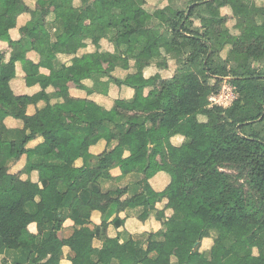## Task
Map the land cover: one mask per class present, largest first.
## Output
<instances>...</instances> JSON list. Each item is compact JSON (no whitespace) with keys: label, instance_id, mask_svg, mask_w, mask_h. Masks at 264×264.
I'll return each instance as SVG.
<instances>
[{"label":"trees","instance_id":"1","mask_svg":"<svg viewBox=\"0 0 264 264\" xmlns=\"http://www.w3.org/2000/svg\"><path fill=\"white\" fill-rule=\"evenodd\" d=\"M10 4L29 16L27 40L38 26H46V49L73 58L69 66L35 65L17 56L21 40L8 43L12 56L7 64L0 56V255L12 253L11 264H59L62 245L56 234L68 214L76 227L72 264H187L186 258L174 257L172 234L184 231L188 220L201 226L197 236L186 238L188 255L199 254L200 242L212 237L208 253L199 254L209 264H242L243 258L245 264H264V0H167L155 8L148 0H36L33 11L24 0H0V25L11 29ZM51 7L62 8L74 28H65L60 20L46 24ZM220 7L230 17L221 16ZM85 19L93 22L90 28L83 26ZM93 36L107 41L112 51L97 46L77 57ZM103 60L114 62L125 75L107 73ZM16 61L28 87L43 78L38 69L44 66L62 90L71 80H89L91 88L82 85L87 95H107L111 86L132 95L115 99L109 109L98 106L91 120L83 114L87 100L50 106L35 112L38 124L28 133L11 131L5 119L42 97L14 96L9 83ZM153 66L171 69L172 77L155 74L147 80L146 71ZM74 69L83 71L80 78L70 76ZM223 80L234 87L237 107L210 105L209 97L220 91ZM147 87L152 89L144 95ZM37 135L63 139L72 164L57 162L44 144L27 150ZM175 137L183 139L180 145L172 143ZM101 141L103 152L84 156L85 164L73 167L84 142ZM153 154L167 162L168 184L160 193L149 185L155 176ZM23 155L24 172L37 171L38 183L9 172ZM127 163L132 176L120 187L121 178L109 172ZM53 178L58 187L50 194ZM106 181L112 184L104 192ZM24 192L31 194L29 202L22 200ZM43 198L52 200L53 210L39 207ZM156 203H164V209L157 210ZM126 208H141V221L154 212L160 229L129 236L113 250L107 249L106 240L95 251L92 240L107 228V209L111 215ZM94 211L103 218L91 230ZM165 211L171 212L167 218ZM30 224L36 225V235L28 231ZM236 228L245 230L241 240ZM250 239L254 245L248 247ZM225 252L229 254L223 258Z\"/></svg>","mask_w":264,"mask_h":264},{"label":"crops","instance_id":"2","mask_svg":"<svg viewBox=\"0 0 264 264\" xmlns=\"http://www.w3.org/2000/svg\"><path fill=\"white\" fill-rule=\"evenodd\" d=\"M150 8H155L156 5L164 6L167 4V0H148ZM184 1V0H182ZM27 7L30 10L36 8V0H24ZM224 10V13L221 10ZM49 14L46 15V24H50L55 20H60L63 26L67 29H73L75 22L70 17L66 16L62 12V8L51 7L48 10ZM221 16H229L227 9L224 7L219 8ZM7 14L9 18L15 23L14 28H8L6 25H0V56L3 58V63L7 64L12 56V49L9 46V42L22 41V49L17 52V56L25 57V59L35 65H52L53 67H58L59 65L69 66L73 56H67L62 53H54L46 49L45 38L48 34L46 26H38L35 30L34 37L27 40L25 37L29 16L23 14L20 9L15 5H8ZM93 22L89 19H85L83 26L90 28ZM54 31V28H52ZM52 34V33H51ZM55 42V39H51V45ZM100 47V51L111 52L112 49L110 44L105 40H99V38L93 36L91 40H86L85 45L80 49L76 56H81L83 54H89L96 50V47ZM102 68L107 72L120 77H123L125 73L115 67L114 62L111 60L101 61ZM171 65V61H169ZM83 74L81 69H74L71 73L72 78H80ZM159 74L162 79H170L172 77L173 71L171 69H161L157 70L154 66L146 71V78L151 79L153 75ZM38 75L43 77L39 82L32 86H27L25 82V75L23 67L20 61L15 62V77L10 81L9 86L16 97H32L37 94H42V97L36 104H31L27 106L26 109H18L14 116L5 119L4 124L6 128L11 131H25L29 132V129H34L38 121L35 116L37 110L47 109L54 105H66L67 107L72 104L74 100H87L84 107L83 114L88 119L91 120L98 106H105L106 108H111V105L115 99L130 98L132 93L126 88L118 89L114 86L110 87L109 93L107 95L92 94L87 95L86 91L83 89L82 85L87 88L92 87V82L89 80H82L80 82L76 80H71L66 84V89L62 90L57 84L55 74L51 73L50 70L44 66H40L38 69ZM152 87H147L144 91L146 95ZM258 95V94H257ZM153 107V106H152ZM203 121V118H199ZM72 118H67L68 122H72ZM183 139L181 137H175L172 140L174 145H180ZM44 144L51 150V155L57 162H63L67 164H72L69 157L68 151L65 146L63 139L57 136H49L43 139L42 136H36L30 142L27 143L26 149H34L35 147ZM105 150V142L101 141L95 145H89L84 142L79 148V158L74 162L73 167L80 168L85 164L84 156L95 157ZM127 156V154L125 155ZM155 164V176L149 181L151 189L155 193H160L165 189L168 184V178L165 174V168L167 166L166 160L159 154H153L151 157ZM27 156L23 155L17 162H14L10 166V173L12 175L19 174L20 179L29 180L31 183H38L39 175L37 171H32L29 174L24 172V167L26 166ZM132 167L129 163L122 164L110 170V176L112 178H121L120 184L118 186H124L130 177L132 176ZM111 182L106 181L102 183V190H108L111 188ZM58 185V180L53 178L50 180L48 187V192L53 194ZM129 198V196H124L120 201H124ZM32 199V196L28 192L22 194V200L26 203ZM104 208L105 205H99ZM39 207L44 210L51 211L54 208L53 202L50 198H43L39 201ZM155 208L157 210L164 209V203H156ZM141 208L124 209L119 212H112L109 214V209H107V228L105 231L98 233L92 240L91 247L95 251H100L104 247V242L109 240L106 244L108 250L115 249L119 244L124 242L129 236L135 237L142 233L156 232L160 229V222L155 218V213L151 212L150 216L145 220L141 221L138 216L141 213ZM66 214V213H65ZM171 215L170 211H165L166 218ZM102 214L98 211L91 212L89 215V229L95 227H100L102 223ZM76 227L74 222L66 214V218L62 223V228L57 232L56 237L62 245V257L59 264H72L71 257L73 253L71 252V247L73 244V235ZM78 229V228H77ZM28 231L32 235L37 234V228L35 224H30L28 226ZM201 232V226L198 222L194 220H188L185 225L184 231H175L172 234V238L176 243V247L173 250V255L177 259L186 258L187 264H209L206 260L200 258L199 254L206 255L213 244V238H204L200 242L199 254H189L188 255V245L186 243V238L188 236H197ZM237 240H241L245 234L243 228L234 229ZM245 245L251 247L254 245L253 240H248ZM253 255L257 253L256 249L252 251ZM229 253L225 252L223 258H225ZM12 253H6L0 255V264H11ZM247 258L242 259V264L246 263ZM93 261L95 258L93 257Z\"/></svg>","mask_w":264,"mask_h":264},{"label":"built area","instance_id":"3","mask_svg":"<svg viewBox=\"0 0 264 264\" xmlns=\"http://www.w3.org/2000/svg\"><path fill=\"white\" fill-rule=\"evenodd\" d=\"M209 103L212 106L223 108L234 107L237 103V94L234 87L223 80L220 91L209 97Z\"/></svg>","mask_w":264,"mask_h":264},{"label":"rangeland","instance_id":"4","mask_svg":"<svg viewBox=\"0 0 264 264\" xmlns=\"http://www.w3.org/2000/svg\"><path fill=\"white\" fill-rule=\"evenodd\" d=\"M223 13H224V10L222 9L221 10ZM228 27H231V24H230V22L228 21ZM225 56V54L223 53V57ZM257 94L258 95H261L262 94V89H260V90H257ZM235 105V104H234ZM234 107H237V103H236V105L234 106Z\"/></svg>","mask_w":264,"mask_h":264}]
</instances>
